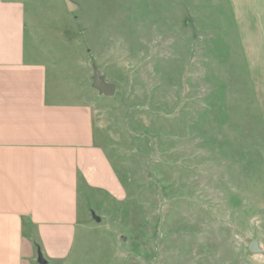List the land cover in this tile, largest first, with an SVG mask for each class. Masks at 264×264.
<instances>
[{
	"label": "rangeland",
	"instance_id": "374dc122",
	"mask_svg": "<svg viewBox=\"0 0 264 264\" xmlns=\"http://www.w3.org/2000/svg\"><path fill=\"white\" fill-rule=\"evenodd\" d=\"M25 1L27 54L80 90L126 189L81 193L73 247L46 264H264V0Z\"/></svg>",
	"mask_w": 264,
	"mask_h": 264
},
{
	"label": "crops",
	"instance_id": "0c3cea01",
	"mask_svg": "<svg viewBox=\"0 0 264 264\" xmlns=\"http://www.w3.org/2000/svg\"><path fill=\"white\" fill-rule=\"evenodd\" d=\"M36 13L25 0H0V264L38 262V251L66 259L88 216L81 220V193L119 200L126 191L96 143L91 105L59 69L27 54ZM239 16L242 30L256 28L252 8Z\"/></svg>",
	"mask_w": 264,
	"mask_h": 264
},
{
	"label": "water",
	"instance_id": "95a60500",
	"mask_svg": "<svg viewBox=\"0 0 264 264\" xmlns=\"http://www.w3.org/2000/svg\"><path fill=\"white\" fill-rule=\"evenodd\" d=\"M66 7L68 10L72 9L73 5L70 2H66ZM92 86L102 93L104 96H112L116 91V85L111 82L105 81L99 74L98 70H94L92 75ZM93 218L95 221H99V217L94 216ZM248 251L251 253H262V249L259 246V243L256 239H253L248 245ZM37 260L40 264H46V260L41 255V252L38 251Z\"/></svg>",
	"mask_w": 264,
	"mask_h": 264
},
{
	"label": "trees",
	"instance_id": "16d2710c",
	"mask_svg": "<svg viewBox=\"0 0 264 264\" xmlns=\"http://www.w3.org/2000/svg\"><path fill=\"white\" fill-rule=\"evenodd\" d=\"M33 244H34L35 247L38 246V244L36 242H34V241H33Z\"/></svg>",
	"mask_w": 264,
	"mask_h": 264
}]
</instances>
